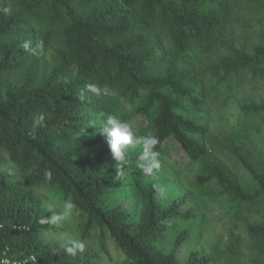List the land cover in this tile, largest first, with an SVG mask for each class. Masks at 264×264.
<instances>
[{
    "label": "trees",
    "instance_id": "obj_1",
    "mask_svg": "<svg viewBox=\"0 0 264 264\" xmlns=\"http://www.w3.org/2000/svg\"><path fill=\"white\" fill-rule=\"evenodd\" d=\"M5 10L0 5V80L18 67L34 16L50 10L51 24L61 15L65 24L55 65L40 79L27 69L0 90V164L7 155L18 170L14 181L0 174V264H99L101 253L111 258L108 244L121 264H209L197 251L179 258L196 235L181 224L196 219L195 209L186 208L185 198L159 204L147 171L135 159H112L96 127L125 104L119 110L143 118L146 135L158 136L153 150L160 154L174 139L200 168L196 184L215 185L235 217L260 202L264 174L238 146L225 145L250 178L251 190L244 188L214 157L199 121L209 94L242 69L258 70L264 59V46L251 54L236 47L229 0H21L16 11ZM239 109L264 115V103ZM40 114L42 121L35 119ZM124 175L136 193V220L110 203ZM56 200L70 201L78 217V238L65 243L55 238L62 228L40 223L54 221L47 208ZM246 234L264 249V224L247 225ZM69 241L82 242L84 250L67 254Z\"/></svg>",
    "mask_w": 264,
    "mask_h": 264
},
{
    "label": "rangeland",
    "instance_id": "obj_2",
    "mask_svg": "<svg viewBox=\"0 0 264 264\" xmlns=\"http://www.w3.org/2000/svg\"><path fill=\"white\" fill-rule=\"evenodd\" d=\"M229 2L234 9L231 30L235 45L251 54L254 47L264 46V0ZM0 5L11 13L21 6V0H0ZM52 16V12L46 10L39 12L28 22L30 31L24 42L29 43V49L23 48V52L18 55V67L2 76L0 90L7 84L19 82L27 69H31L35 77L40 79L55 65V50L61 46L60 33L65 19L61 15L51 24ZM213 56L212 60H216L224 56V53ZM208 61L209 59H203L204 63ZM163 66H166V61ZM212 83L214 82H210V85ZM102 101L108 102L104 99ZM244 103H264V59L258 70L251 66L242 69L229 79L227 87L220 86L217 93L209 94L202 114L199 115L200 123L208 129L209 148L214 157L227 167L244 188L251 190L248 174L225 148L229 143L235 144L264 174V115H244L239 109ZM119 107L128 108L125 104H117L114 106L116 110L113 116L127 123L136 138V144L127 152V159H135L137 167L146 170L150 166V158L144 154L141 139L146 135L145 122L143 118L126 111L127 109L119 110ZM157 159L159 168L154 169L151 174L147 172V176L154 185L158 203L168 205L174 200L181 201L185 198L186 208L193 207L196 213L194 221L181 223L196 233L194 238L179 250L181 260L185 259L190 251H197L210 259L209 264L264 262L261 243L246 234L247 225L264 224V198L257 204L243 206V216L239 219L235 217L234 210L226 199L216 195L218 188L215 185L200 187L196 184L200 168L189 161L174 139L170 138L163 143ZM0 174L6 175L10 181L18 178V170L7 155H4V161L0 164ZM111 195V204H121L133 220L137 219L138 201L127 176L118 179L111 189ZM64 204L65 202L56 200L47 208L54 216V225L63 229V232L55 237L62 243L69 238H78L77 213L72 210L71 217H59ZM107 250L111 258L101 253L99 264H121L110 244Z\"/></svg>",
    "mask_w": 264,
    "mask_h": 264
},
{
    "label": "clouds",
    "instance_id": "obj_3",
    "mask_svg": "<svg viewBox=\"0 0 264 264\" xmlns=\"http://www.w3.org/2000/svg\"><path fill=\"white\" fill-rule=\"evenodd\" d=\"M23 48L26 50L29 49V43L25 42L23 44ZM87 87L94 93H99L100 91L98 86L94 84H89ZM79 99H84L83 92L80 94ZM35 119L42 121L44 119V115L40 114L35 117ZM96 128L98 134L105 137L110 154L114 160L120 163H127V152L130 147H133L136 144V138L129 125L122 120H119L117 117L109 115L105 119H102L99 126ZM141 139L144 154L150 158V166L146 170L151 174L154 169H158L160 166L157 159L159 153L153 150L159 143V138L155 134L149 132ZM73 207L74 205L70 201L66 202L63 206V211L59 213V217L64 219L71 217ZM49 222L54 221L52 218H44L40 221L42 224ZM84 247L85 245L82 242L76 241H69L64 246L65 252L70 255H75L78 250L82 252Z\"/></svg>",
    "mask_w": 264,
    "mask_h": 264
},
{
    "label": "built area",
    "instance_id": "obj_4",
    "mask_svg": "<svg viewBox=\"0 0 264 264\" xmlns=\"http://www.w3.org/2000/svg\"><path fill=\"white\" fill-rule=\"evenodd\" d=\"M5 262H7V261H5ZM15 264V263H14Z\"/></svg>",
    "mask_w": 264,
    "mask_h": 264
}]
</instances>
